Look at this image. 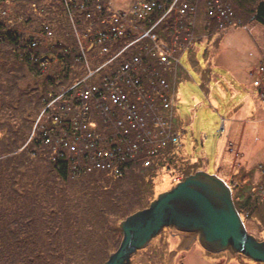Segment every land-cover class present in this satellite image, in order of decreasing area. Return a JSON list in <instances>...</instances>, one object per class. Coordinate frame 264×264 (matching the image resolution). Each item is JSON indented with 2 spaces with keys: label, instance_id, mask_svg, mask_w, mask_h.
<instances>
[{
  "label": "rangeland",
  "instance_id": "1",
  "mask_svg": "<svg viewBox=\"0 0 264 264\" xmlns=\"http://www.w3.org/2000/svg\"><path fill=\"white\" fill-rule=\"evenodd\" d=\"M146 1L0 0V264H105L125 221L198 172L264 242V0ZM59 154L83 173L62 178ZM200 234L164 227L129 264H264Z\"/></svg>",
  "mask_w": 264,
  "mask_h": 264
},
{
  "label": "water",
  "instance_id": "2",
  "mask_svg": "<svg viewBox=\"0 0 264 264\" xmlns=\"http://www.w3.org/2000/svg\"><path fill=\"white\" fill-rule=\"evenodd\" d=\"M173 225L182 231H200L201 243L213 251L232 246L264 262V242L247 233L231 188L217 175L198 172L125 221V241L105 264H129L132 253L146 246L165 226Z\"/></svg>",
  "mask_w": 264,
  "mask_h": 264
},
{
  "label": "trees",
  "instance_id": "3",
  "mask_svg": "<svg viewBox=\"0 0 264 264\" xmlns=\"http://www.w3.org/2000/svg\"><path fill=\"white\" fill-rule=\"evenodd\" d=\"M83 1V3H87L88 5H90V7L93 5V2H95V0H89V1H87V0H82ZM89 7V6H88ZM91 9V8H90ZM256 13H257V20L261 23V24H263L264 25V2H261L259 5H258V7H257V10H256ZM80 15H82V14H80ZM87 15V14H86ZM97 16H95V20L97 19L96 18ZM151 22H149V24H147V27H150V26H152L153 25V23L155 22V20H153V19H151L150 20ZM91 22H92V20L91 21H88V23L86 24V28L89 26V29H92V30H94V33L96 34V36H94L93 38H94V40H96L94 43H93V41H92V43L94 44V45H98V39L100 40V38L101 37H98V35L101 33L102 34V32L100 31L99 33H98V30L99 29H95V28H97V27H95V28H93V27H91L92 26V24H91ZM96 21H94V23H95ZM144 22H147V20L146 21H144ZM88 25V26H87ZM93 25H95V24H93ZM107 27H110V25L108 24V25H105L103 28H107ZM81 30H84V28H82L81 27ZM105 30V29H104ZM91 33H93V32H91ZM91 33H89V37H88V43H90V37H91ZM7 35L8 36H10V35H12V33L11 32H8L7 33ZM96 37V38H95ZM12 40H13V42L15 43V42H18V40L16 39V38H14L13 37V35H12ZM93 38H92V40H93ZM135 38V37H134ZM32 39H33V37L30 39V42H29V44L27 45V46H25L24 47V50L26 51V54H30V55H32L33 53V56L32 57H34L35 56V54H39V50L40 49H36L35 47H33L32 46ZM131 41V40H133V35H132V33H127L126 34V41ZM129 41V42H130ZM146 43H148L149 44V41L148 42H146ZM150 45H152V44H150ZM90 46H91V43H90ZM100 46V45H99ZM145 46V45H144ZM151 47V46H150ZM149 47V48H150ZM38 48H39V46H38ZM143 51H142V53L145 55V54H147V50L148 49H142ZM93 57V56H92ZM144 57V56H143ZM98 59H96L95 58V61L98 63V61H97ZM94 61V62H95ZM100 61V60H99ZM143 62L144 63H146L147 62V58L146 57H144V60H143ZM151 65V64H150ZM55 166H56V169H57V171H58V173L60 174V176L62 177V178H64V179H67L68 178V175H69V170H70V165H69V162H65L64 161V159L63 158H61V157H59L57 160H56V163H55ZM238 209H239V207H238Z\"/></svg>",
  "mask_w": 264,
  "mask_h": 264
},
{
  "label": "bare ground",
  "instance_id": "4",
  "mask_svg": "<svg viewBox=\"0 0 264 264\" xmlns=\"http://www.w3.org/2000/svg\"><path fill=\"white\" fill-rule=\"evenodd\" d=\"M87 1H89V0H87ZM146 2H149L148 0L146 1ZM150 3V2H149ZM148 4V3H147ZM138 4H136L135 6H134V9H135V7L137 6ZM78 8H79V6H77ZM150 7V6H149ZM130 8V7H129ZM132 8H133V6H132ZM89 10H91V11H88L87 13L86 12H84L83 11V13L85 14V16H87L86 14H88V15H90L91 16V20H92V22H94L95 21V17L94 16H92L91 14H93V13H95V16H97V11L95 10V9H89ZM133 10V9H132ZM132 10L130 9V13L132 12ZM75 10H72V12H74ZM80 12L78 11V14H79ZM137 13V12H136ZM135 12H133L132 14H136ZM67 14H70V12H67ZM78 14H77V12H76V16H78ZM80 15V14H79ZM103 15V14H102ZM140 15V14H139ZM155 23H156V21H155ZM105 25H103V27H104ZM116 28H118V29H120V27L119 26H117ZM91 32H94V30H92L91 29ZM99 36V35H98ZM96 38V37H95ZM102 38V37H101ZM79 39H81L80 37H79ZM91 41H93V42H95L96 40H94V38H93V40L92 39H90ZM87 45V44H86ZM97 46V48H99V50H97V51H101L102 50V48L104 47V46H106L105 44L104 45H100L99 46V44L98 45H96ZM83 49H80V51H82ZM100 53V52H99ZM107 55H105V56H101L100 55V59L102 60V62L104 63V62H106L107 61V57H106ZM81 59H83V58H81ZM87 61H89L90 63L92 62V64H94V65H97V64H99L100 63V61L99 60H97L98 61V63L95 61V59L91 56L90 58H89V60H87ZM93 61H95L94 63H93ZM90 65L88 62H85L84 63V65H83V67L82 68H85L87 65ZM87 70V69H86ZM88 70L90 71L91 69H90V66L88 67ZM147 101V100H146ZM86 103V102H85ZM84 103V106L83 107H85V108H90V105L89 104H85ZM149 104H151V102H148ZM81 106H82V103H81ZM79 107V106H78ZM89 125V124H88ZM71 126H73L74 128L76 127V126H74L72 123H71ZM77 129V128H76ZM115 150H118V149H113V148H110V149H108V151H110V152H113V151H115ZM106 153H107V150H104L103 152H102V154H103V156L105 157V159H112V158H109L110 156L107 154L106 155ZM63 154V153H62ZM102 156V155H101ZM59 157H60V154H59ZM58 157V158H59ZM61 158H64V155H61ZM106 161H108V160H106ZM70 167H71V169H75L74 171H77L78 173H79V171H80V174H82L83 173V171H81V170H78V168L76 167V166H74V165H70ZM219 177V176H218ZM219 178H221V177H219ZM223 180V179H222ZM224 181V180H223ZM183 182V181H182ZM182 182H180V183H182ZM170 183V179L168 178L167 179V183H165V184H162V186H167L168 184ZM227 186H229L230 187V185L228 184V183H226V182H224ZM161 184V183H160ZM162 186H160L159 188H163ZM231 188V187H230ZM231 191H232V196H233V190H232V188H231ZM234 200V199H233ZM156 200H153L152 201V203L153 202H155ZM234 204H235V202H234ZM235 207H236V210L239 212V210H238V207L235 205ZM146 209V208H145ZM144 209V210H145ZM148 209V208H147ZM239 214H240V212H239ZM240 217H241V215H240ZM241 221H242V223H243V225L245 226V228H246V231H247V233L249 234V235H251L250 234V230L248 229V227H246V223H245V221L243 220V218L241 217ZM165 227H176V226H165ZM162 230H164V229H162ZM162 232V231H161ZM160 234V233H159ZM158 234V235H159ZM201 235V234H200ZM251 236H253V235H251ZM256 240H258L255 236H253ZM152 241V239L148 242V244L150 243ZM200 243H201V241H200ZM201 245H202V243H201ZM143 247H141L140 249H142ZM245 255V254H244ZM245 256H247V255H245ZM247 257H249V256H247ZM250 259H252L251 257H249ZM252 260H254V259H252ZM254 261H257V260H254ZM257 262H262V261H257Z\"/></svg>",
  "mask_w": 264,
  "mask_h": 264
}]
</instances>
